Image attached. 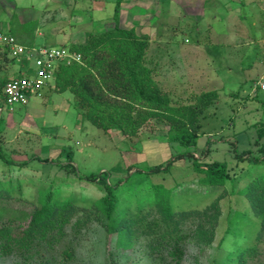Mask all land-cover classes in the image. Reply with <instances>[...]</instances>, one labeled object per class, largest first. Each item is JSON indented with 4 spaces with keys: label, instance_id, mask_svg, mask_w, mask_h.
Listing matches in <instances>:
<instances>
[{
    "label": "rangeland",
    "instance_id": "374dc122",
    "mask_svg": "<svg viewBox=\"0 0 264 264\" xmlns=\"http://www.w3.org/2000/svg\"><path fill=\"white\" fill-rule=\"evenodd\" d=\"M114 1L0 0V30L33 21L35 47L83 43L91 33L114 28ZM120 26L148 37L144 64L173 104L193 102L203 91L217 92L201 118L196 145L188 148L190 154L177 156L186 148L168 141V121L161 116H150L131 137L97 128L82 118L73 93L54 90L50 80L26 104L0 112V142L12 159L25 162L0 163L4 188L11 182L10 196L1 202L8 209L5 217L25 224L47 190L58 199L90 207L104 193L100 178L114 186L115 211L121 215L151 207L158 190L175 211L204 208L221 194V212L208 244L191 235L190 222L181 227L185 240L180 264H233L239 248L255 243L259 227L240 191L264 176V135L259 131L264 92L254 91L264 74V0H122ZM16 64L5 66L7 75L17 73ZM27 64L34 67L32 61ZM243 150L249 156L239 158ZM170 157L167 167L164 161ZM194 160L226 162L232 178L224 185L201 184ZM157 164L167 168L149 172ZM74 230L68 226L65 238L41 250L40 257L59 259L70 247L69 264H174L166 251L153 256L143 235L122 249L100 221ZM258 246L264 259V238ZM0 264L26 263L7 255Z\"/></svg>",
    "mask_w": 264,
    "mask_h": 264
},
{
    "label": "trees",
    "instance_id": "16d2710c",
    "mask_svg": "<svg viewBox=\"0 0 264 264\" xmlns=\"http://www.w3.org/2000/svg\"><path fill=\"white\" fill-rule=\"evenodd\" d=\"M121 2L114 1L113 29L91 33L83 43L72 42L63 46L70 52L79 53L81 59L57 62L51 79L53 85L50 87L58 92H72L82 118L104 131L116 130L131 137L139 132L150 116L165 117L168 121V141L186 148L177 156L190 154L188 148L196 145L200 134L201 118L215 102L217 92L203 91L195 96L193 102L173 104L170 97L157 87L150 75L151 69L144 64L148 37L136 34L133 28L120 26ZM35 28L33 21H25L20 22L18 27L2 31L14 35L20 43L32 46ZM14 62L18 65L17 73L7 75L5 66ZM27 62L23 58L11 56L7 47L0 45V107L4 106L5 82L14 76L27 75ZM259 131L263 136L264 124ZM237 155L239 158L248 157L249 153L243 150ZM172 157L164 161L167 167ZM0 163L23 166L25 162L12 159L0 142ZM192 164L201 184L224 185L232 178L226 162L194 160ZM167 167L157 164L149 172ZM89 179L97 180L93 176ZM97 181L102 182L104 193L90 207L58 199L47 190L41 193L23 224L5 217L8 209L1 202L9 198L11 182L4 188L0 179V257L13 255L26 264L32 261V264H69L73 258L70 247L63 250L59 259L40 257V251L51 249L55 243L63 240L68 226L77 233L85 223L93 219L103 223L105 229L115 235L118 247L129 249L143 235L149 239L148 248L153 256L166 251L174 264H180L184 254L185 236L180 230L186 222H190V233L199 243L208 244L214 237L221 212L218 203L221 194L204 208L175 211L167 198H163L162 191L158 190L151 207L145 211L140 208L133 215H121L115 211L117 195L114 186L102 178ZM240 192L249 200L253 215L259 219V227L255 243L239 248L235 252L233 264H264L258 246L264 238V176L253 178ZM101 217L106 221L102 222Z\"/></svg>",
    "mask_w": 264,
    "mask_h": 264
},
{
    "label": "built area",
    "instance_id": "2783aa9c",
    "mask_svg": "<svg viewBox=\"0 0 264 264\" xmlns=\"http://www.w3.org/2000/svg\"><path fill=\"white\" fill-rule=\"evenodd\" d=\"M0 45L7 47L11 56L33 62V68H29L28 74L9 78L3 87V104L0 112L11 110L16 104L24 105L29 98L40 95L41 89L52 79L53 70L57 62L80 61L79 53L70 52L63 46H27L20 43L17 38L0 30ZM264 64V62H263ZM264 92V74L254 85V91Z\"/></svg>",
    "mask_w": 264,
    "mask_h": 264
},
{
    "label": "crops",
    "instance_id": "0c3cea01",
    "mask_svg": "<svg viewBox=\"0 0 264 264\" xmlns=\"http://www.w3.org/2000/svg\"><path fill=\"white\" fill-rule=\"evenodd\" d=\"M144 145H147V143H145ZM144 148H145V146H143ZM148 157V156H147ZM152 157V156H151ZM130 169H132V168H130Z\"/></svg>",
    "mask_w": 264,
    "mask_h": 264
}]
</instances>
